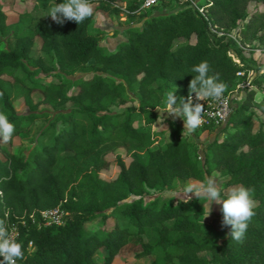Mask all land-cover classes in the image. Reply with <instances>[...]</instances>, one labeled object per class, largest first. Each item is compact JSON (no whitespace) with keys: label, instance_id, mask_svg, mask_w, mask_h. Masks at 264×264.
Segmentation results:
<instances>
[{"label":"trees","instance_id":"1","mask_svg":"<svg viewBox=\"0 0 264 264\" xmlns=\"http://www.w3.org/2000/svg\"><path fill=\"white\" fill-rule=\"evenodd\" d=\"M116 1L92 0L108 12L121 9ZM141 1H130L126 12L132 13ZM248 1L206 0L202 12L184 4L144 16L139 25L127 26L125 38L110 50L102 48L98 32L90 29L92 17L79 25H61L46 16L62 0H28L14 8L11 22L6 21L11 6H0V35L13 39L0 49V112L15 125L13 135L47 116L37 110L39 104L55 108L70 103L48 118L26 153L0 147V219L14 227L23 245L24 258L17 264H111L131 235L141 237L132 256H150L145 264H264V101L257 104L261 118L256 124L252 107L264 86V70L249 78L223 122L222 135L204 144L201 161L189 136L176 134L181 127L177 122L167 120L169 136L162 142V131L151 126L164 85L187 98L194 65L207 61L210 75L219 74L225 92L234 88L237 71L246 76L251 66L228 50L249 40L252 30L264 41V0H253L262 7L252 9H247ZM233 25L242 34L239 42L215 33ZM190 35L192 40L173 43ZM33 45L40 54H31ZM85 70L86 75L71 80L70 92L64 80L34 76L37 71ZM128 89L137 93L135 101ZM34 91L39 93L36 99ZM14 96L25 111H16ZM115 101L124 105L110 110ZM134 113L143 114L141 126L133 125ZM119 147L123 153L112 158L115 174L102 177L100 170L109 164L106 153ZM214 170L224 174L223 186L243 184L255 190L256 215L242 243L230 238L221 212V229L209 232L198 218L201 209L189 201L141 198L149 188L169 187L175 178L202 180ZM128 194L135 197L125 200ZM48 207L63 211L61 222L43 223L40 210ZM95 219L97 226L86 225Z\"/></svg>","mask_w":264,"mask_h":264},{"label":"rangeland","instance_id":"2","mask_svg":"<svg viewBox=\"0 0 264 264\" xmlns=\"http://www.w3.org/2000/svg\"><path fill=\"white\" fill-rule=\"evenodd\" d=\"M132 0H117L115 2L116 5H119L121 9L118 12H108L103 9H101L97 2H92L94 13L92 16V19L89 23V27L92 30H95L98 32V43L101 44L102 48L104 50H110L114 47L117 41L124 39L126 36V27L130 25H139L140 20L144 16H148L153 13H162L167 12L172 9H176L177 7L189 4L193 7L197 6L200 9L203 7V3L206 0H159L155 4H152L147 7H141L139 6L134 11L127 13L126 12V5ZM28 2V0H0V6H11V9H9L6 13V21L11 22L14 19H16V11L15 9H20L24 6V4ZM259 5L261 6L260 2L250 0L247 3V9H252L254 6ZM15 8V9H14ZM203 10V9H202ZM36 12H38L39 15L43 14L42 9L36 8ZM238 26H230L226 31L222 29H216L215 33L217 35L224 34V36H231L237 39L239 42V37L242 36L241 33L237 31ZM193 36L190 35L188 38L184 37H178L173 40V43H177L184 40H192ZM257 30H252L248 32V39L244 43H240L238 45V49L233 50L229 49L228 53L233 57L234 59H237V56H240L245 62H247L251 69L247 70L246 76H242L241 74H237V82L234 86V88L230 89L228 92H225L228 95L229 98V105L230 107L237 104L240 99L242 98L244 92L243 87L249 85V78L258 72H261L264 70V41H258L257 40ZM13 39L8 35H0V49L1 48H7L10 45H12ZM40 50L37 49L36 45H33L31 48V54L37 55L40 54ZM88 71H75L72 74H64V73H57V74H50V73H44L41 71H37L34 76L42 79V80H56L61 79L64 80L67 83L66 91L70 92L74 89L72 84L70 83L72 79H74L77 76L80 75H86ZM244 82H247V85L244 84ZM164 92L159 100L158 106L156 107L155 111L158 114L157 119L152 123V128L159 129L162 131L160 141H164L169 136V127L167 126V120L171 119L172 121L177 122L181 127L176 131V134H182L183 133V120L182 118H176L175 120L172 119L166 112L161 113V111L166 110V96L171 91L170 85H164ZM129 93L134 97V101L137 98V93L133 89H128ZM174 95L177 97V103H179V96L174 93ZM32 96L34 99L39 97V93L37 91L32 92ZM13 104L15 106V109L17 112L25 111V106L22 104L20 99L16 96L13 98ZM134 101L132 103H134ZM264 101V86L259 88L256 97L253 101V109L255 111L254 116V123L256 124L257 119L261 118V113L258 110V103H261ZM69 102H66L62 105L56 106L55 108H51L47 104H39L37 106V110H44L47 112V116L38 118L31 122L29 124V128L26 131H20L17 134L13 135V138L5 143L0 141V147L12 151L14 153H26L27 149L37 142L35 139V136L37 135L38 130L46 123L48 118H50L54 112L56 111H62L67 109L69 106ZM124 104H120L117 101L114 102V104L109 106L110 110H116L123 106ZM163 117V120L161 117ZM142 113H134V120L133 125L135 126H141L142 125ZM206 124V123H204ZM203 124V125H204ZM203 125L196 129L194 133L189 134V141H190V147L195 150L199 155V160H202V150L204 148V144L212 139V138H218L222 135L223 129L222 125L223 122H216L212 123L210 127H203ZM118 153H123V149L121 147L116 148L110 152L106 153V156L109 158V164L106 168H103L100 170V175L104 178H109L113 176L116 172V165L113 161V155ZM2 151L0 150V157H2ZM128 157H125V160H127ZM206 176H214L217 181V186L221 189V193L225 194L226 190L230 188L233 185L229 186H223V176L224 174L222 171L214 170ZM204 179V178H203ZM202 179V180H203ZM194 181H199L196 179L186 178V179H179L175 178L172 184L169 187H165L162 189L157 188H149L147 190V193L142 195L141 198L143 202L148 201L149 199L153 198L154 196H157L159 199H163L169 202H174L176 200L183 199V194H178L184 186L188 183H192ZM237 185V184H235ZM135 197L133 194H128L125 200H129L131 198ZM202 201H198L195 197H193L191 200H189V204L191 207H199L201 209L200 214L198 215V218L203 221V225L206 228L207 231H212L213 229H221L219 225V213L220 211V205L213 204L212 206V212L208 217L204 218L205 213L202 211L203 205ZM99 223L98 219H95L94 221L87 222L86 225L88 227H95ZM222 236V233L217 235L215 238L218 240ZM141 240V237L139 235H131L128 238V241L126 244H124L118 251V255L113 260L111 264H145V262L150 258V256H140V257H133L132 252L138 247L139 241ZM206 254V253H205ZM97 257L101 255L100 251L97 252Z\"/></svg>","mask_w":264,"mask_h":264},{"label":"clouds","instance_id":"3","mask_svg":"<svg viewBox=\"0 0 264 264\" xmlns=\"http://www.w3.org/2000/svg\"><path fill=\"white\" fill-rule=\"evenodd\" d=\"M93 13L92 0H62L61 3L55 2L46 16L57 24L74 21L79 25L92 17ZM191 72L195 75L188 83L187 98L181 97L177 103L175 91L169 92L165 100L166 110L161 111L166 112L173 120L182 118L183 135L194 133L204 124L205 107L201 101L211 99L219 102L226 91V85L220 81L219 74L210 75L212 69L207 61L194 65ZM14 132L15 125L5 113L0 112V141L9 142ZM254 191V188L237 184L228 188L222 197L216 178L206 176L203 180L186 184L178 194H183L185 203L193 197L202 201L204 218L211 214L214 203L220 205L222 225L230 226V238L242 243L248 226L256 215ZM0 258V264H17L18 260L24 258L23 245L11 233L5 219H0Z\"/></svg>","mask_w":264,"mask_h":264},{"label":"built area","instance_id":"4","mask_svg":"<svg viewBox=\"0 0 264 264\" xmlns=\"http://www.w3.org/2000/svg\"><path fill=\"white\" fill-rule=\"evenodd\" d=\"M157 1L159 0H142L139 6L147 7L156 3ZM197 9L199 11L202 10L199 7H197ZM241 73H242L241 71L236 72V74H241ZM244 84L247 85V82H244ZM203 104L205 107L204 123L206 124L224 122L231 108L229 105V98L226 93H224L222 100L219 102L209 99L203 101ZM40 214L43 217V223H59L62 220L63 211L58 207H48L40 210ZM9 230L13 235H15L16 231L13 226H9Z\"/></svg>","mask_w":264,"mask_h":264},{"label":"crops","instance_id":"5","mask_svg":"<svg viewBox=\"0 0 264 264\" xmlns=\"http://www.w3.org/2000/svg\"><path fill=\"white\" fill-rule=\"evenodd\" d=\"M14 20H15V19H14ZM14 20H13V21H14Z\"/></svg>","mask_w":264,"mask_h":264}]
</instances>
